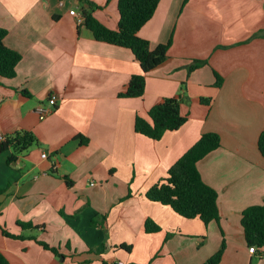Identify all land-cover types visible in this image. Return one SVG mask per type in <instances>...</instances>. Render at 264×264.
I'll return each instance as SVG.
<instances>
[{"label": "crops", "instance_id": "1", "mask_svg": "<svg viewBox=\"0 0 264 264\" xmlns=\"http://www.w3.org/2000/svg\"><path fill=\"white\" fill-rule=\"evenodd\" d=\"M87 1L117 30L118 0ZM81 8L0 0L4 45L21 56L15 77H0V138L24 130L38 141L11 165V152L0 154V225L23 238L0 231V254L9 264H203L223 247L219 264H264L241 226L242 212L264 202V0H160L138 36L151 49L171 45L141 98L118 96L140 65L129 49L96 41ZM193 61L202 63L188 74ZM169 98L187 121L158 141L136 133L135 118ZM39 107L51 108L43 120ZM205 133L220 137L197 163L217 193L219 219L207 225L145 197ZM147 220L159 231L146 233Z\"/></svg>", "mask_w": 264, "mask_h": 264}, {"label": "trees", "instance_id": "2", "mask_svg": "<svg viewBox=\"0 0 264 264\" xmlns=\"http://www.w3.org/2000/svg\"><path fill=\"white\" fill-rule=\"evenodd\" d=\"M160 0H118V28L110 30L100 23L93 11L99 6L87 0L82 4L81 14L86 29L98 42L129 49L140 65L141 73L130 77L125 90L118 94L120 98H141L145 92L146 75L167 60V51L171 39L166 44H158L153 49L147 40L138 36L139 30L152 18ZM188 0H184L186 3ZM6 31L0 29V77H15L16 66L21 60L20 54L4 45ZM202 62L193 61L187 68L188 74L197 69ZM215 86L219 87L222 79L216 73ZM28 95L26 92L24 93ZM205 102L206 100H201ZM187 119L180 113V101L176 98L165 99L148 111V120L137 116L134 122L136 133L158 141L166 132L177 131ZM38 143L31 132L19 130L0 138V154L10 151L6 163L11 165L29 148ZM220 146V137L215 133H205L192 145L167 171L165 178L150 187L145 193L146 199L170 207L176 214L186 219L198 218L204 225L219 219L217 193L201 180L197 163ZM258 150L264 158V131L258 137ZM71 186V181L65 178ZM2 190H0V193ZM23 230L34 227L30 223L18 224ZM241 226L248 247L264 249V202L242 212ZM1 234L11 239H23L8 233L0 225ZM159 231L152 221L145 222V232ZM45 250L56 253L54 248L37 242ZM121 248L128 249L126 246ZM223 247L203 264H219ZM0 264H9L0 254Z\"/></svg>", "mask_w": 264, "mask_h": 264}, {"label": "built area", "instance_id": "3", "mask_svg": "<svg viewBox=\"0 0 264 264\" xmlns=\"http://www.w3.org/2000/svg\"><path fill=\"white\" fill-rule=\"evenodd\" d=\"M70 14L71 15H74L75 12L72 10V11H70ZM81 18H82V16L79 17V22L81 21ZM48 103H49V105L51 107L54 106L55 103H56V97L55 96H51L48 99ZM37 112L39 114V119L40 120H43L46 116H48L50 114L51 108L49 109V108L39 107L38 110H37ZM41 157L42 158H45L46 155L45 154H42ZM248 251H249V253L254 254V253H256V248L254 246L253 247H249L248 248ZM118 264H123V263L119 262Z\"/></svg>", "mask_w": 264, "mask_h": 264}]
</instances>
